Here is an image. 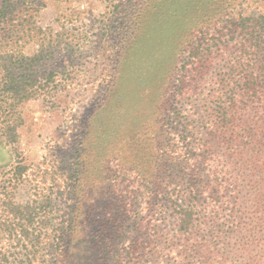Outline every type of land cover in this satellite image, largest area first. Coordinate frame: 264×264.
Here are the masks:
<instances>
[{
    "label": "trees",
    "instance_id": "obj_1",
    "mask_svg": "<svg viewBox=\"0 0 264 264\" xmlns=\"http://www.w3.org/2000/svg\"><path fill=\"white\" fill-rule=\"evenodd\" d=\"M137 1L114 6L96 31L68 26L66 16L42 26L40 0L0 2L6 143H17L28 101L53 111L74 104L80 92L93 93L87 118L71 114L70 143L53 147L30 171L31 199L1 204L0 264L263 260L264 0H198L195 30L174 53L155 101L126 96L117 77L143 8H134ZM90 59L106 67L85 77ZM90 122L103 143L93 156L86 143ZM13 170L17 182L29 169L17 163Z\"/></svg>",
    "mask_w": 264,
    "mask_h": 264
},
{
    "label": "rangeland",
    "instance_id": "obj_2",
    "mask_svg": "<svg viewBox=\"0 0 264 264\" xmlns=\"http://www.w3.org/2000/svg\"><path fill=\"white\" fill-rule=\"evenodd\" d=\"M128 1L40 0L42 9L38 14V20L42 26L51 24L57 26L58 24L53 20L56 21L61 16H66L72 21L68 26L75 24L76 26L81 25L82 28L86 27V29L95 26L96 31L97 22L106 20L103 17L107 16L108 18V15L114 11V6ZM174 1L164 3L163 0H148L147 2L138 0L137 5L133 2L134 8L139 11L143 8L140 15L138 12L133 21L132 35L126 45V53L119 57L120 61H124V66L117 75L119 87L127 88L125 95H130V98L142 94L153 95L155 98L152 101H155L165 87L162 84V88L159 90L158 84L162 79V83H164V73L166 68H169L173 63L174 53L183 46L191 32L195 30L193 25L201 13L198 0L182 2L178 8L175 7ZM31 51V47L26 49L28 53ZM101 59H105V55ZM113 59H115L114 55L110 61ZM93 65L92 60L88 62L82 69V75L92 76L93 71H98L96 75L94 74L97 76L106 67H94ZM111 70L110 67L104 72L111 73ZM118 72L119 69L115 74ZM92 95L90 90L80 92L74 97V104L66 103L63 108L53 111L42 110L37 100H30L23 105L20 109L22 124L18 129L17 143L8 144L0 137V206L9 199L17 204H25L31 199V194H34L36 187L32 180L33 177L30 176V171L33 169L36 172V165L43 162L44 159L50 158L53 147L58 146V148L64 149L70 143V137L65 129L66 126L70 127L71 114L75 115V119L87 118L92 113ZM68 107L71 108V111ZM87 128H89L87 148L93 156L92 149L103 146V143L96 136V129L93 128L91 122L85 129ZM17 163L29 170L27 175L16 182L11 178L13 168ZM260 178L262 180L260 182V186H262L261 204L264 209V159L261 164ZM262 238L264 239V236ZM261 256L263 260L260 264H264V251Z\"/></svg>",
    "mask_w": 264,
    "mask_h": 264
}]
</instances>
